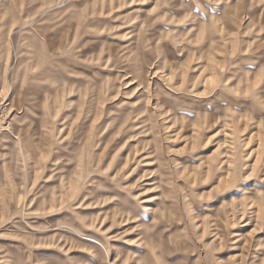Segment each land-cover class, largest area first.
<instances>
[{
	"label": "rangeland",
	"instance_id": "obj_1",
	"mask_svg": "<svg viewBox=\"0 0 264 264\" xmlns=\"http://www.w3.org/2000/svg\"><path fill=\"white\" fill-rule=\"evenodd\" d=\"M0 264H264V0H0Z\"/></svg>",
	"mask_w": 264,
	"mask_h": 264
},
{
	"label": "bare ground",
	"instance_id": "obj_2",
	"mask_svg": "<svg viewBox=\"0 0 264 264\" xmlns=\"http://www.w3.org/2000/svg\"><path fill=\"white\" fill-rule=\"evenodd\" d=\"M155 106V105H154ZM79 132V131H78ZM86 239V238H85ZM94 241V240H93ZM249 245V244H248ZM249 247V246H248Z\"/></svg>",
	"mask_w": 264,
	"mask_h": 264
},
{
	"label": "crops",
	"instance_id": "obj_3",
	"mask_svg": "<svg viewBox=\"0 0 264 264\" xmlns=\"http://www.w3.org/2000/svg\"><path fill=\"white\" fill-rule=\"evenodd\" d=\"M6 24V23H5Z\"/></svg>",
	"mask_w": 264,
	"mask_h": 264
}]
</instances>
